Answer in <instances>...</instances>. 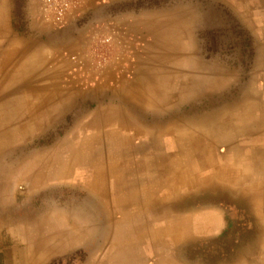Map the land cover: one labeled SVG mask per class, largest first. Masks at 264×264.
<instances>
[{"label": "rangeland", "instance_id": "rangeland-1", "mask_svg": "<svg viewBox=\"0 0 264 264\" xmlns=\"http://www.w3.org/2000/svg\"><path fill=\"white\" fill-rule=\"evenodd\" d=\"M67 1L58 22L40 0H0V88L7 90H0V193L7 172L19 180L18 199L8 210L0 207V219L13 225L24 218L26 232L37 230L43 242L56 226H65L66 215L89 218L82 247L43 254L38 264H218L222 249L232 258L255 245L251 204L235 189L222 193V201L230 198L242 211L234 224L237 217L227 215L229 245L219 249L220 239L209 238L196 243L197 256L188 250L184 259L180 218H174L180 217L181 191L203 183L193 180L194 171L203 178L218 160L228 161L217 153L240 137L247 101L250 117L264 114L254 111L264 100L255 91L264 83L256 77L264 68V46L251 33L241 40L242 32L229 28L235 18L224 0ZM115 59L122 75L99 79ZM162 65L175 72L146 79L150 68L156 76ZM146 81L152 83L151 108L134 95ZM20 92L23 110L5 99ZM97 173L116 193L150 181L151 231L148 222H113L109 208L100 207L106 196L91 181ZM250 213L254 229L241 223ZM126 224L134 235L120 239ZM168 229L171 237H165ZM13 242L0 239L9 252L0 254V264L22 257L11 254ZM201 244L209 253H200ZM23 257L28 264L32 255Z\"/></svg>", "mask_w": 264, "mask_h": 264}, {"label": "crops", "instance_id": "crops-1", "mask_svg": "<svg viewBox=\"0 0 264 264\" xmlns=\"http://www.w3.org/2000/svg\"><path fill=\"white\" fill-rule=\"evenodd\" d=\"M225 6L228 8V12L234 16L235 20H230L228 24L229 28L234 30L236 33L242 32L241 40L245 37L244 32H249L252 34L254 39L258 41L259 45L264 46V0H224ZM262 42V43H261ZM256 43V42H255ZM264 59V56H263ZM119 61L109 60L103 67V70L98 78H103L104 81H109L112 78L121 76L122 72L118 71ZM163 64V63H162ZM168 67L162 65L159 75H152V68L149 69V74L146 79L153 78H163L167 79L170 73L175 72V70H168ZM259 69V68H258ZM261 69V68H260ZM259 69V70H260ZM258 70L256 77L264 79V68L261 71ZM152 84V83H151ZM151 84L146 81L143 87L139 88L135 100L139 103L148 105L152 107L153 103V92ZM5 89V88H4ZM0 88L1 91H7ZM9 89V88H7ZM258 95H264V83L259 87L255 88ZM20 95V96H19ZM9 94L5 99L7 104L15 103L20 109H24L25 98L24 93H17L16 96H11ZM3 98V100H5ZM2 100V101H3ZM255 112L264 111V100L263 102H257ZM264 113V112H263ZM264 114L259 113L255 116L250 117L248 101L246 103V108L244 109V116L242 115L241 122V133L235 141L223 149L224 157H227L228 161L224 162V165L218 160L215 166L209 168L208 173L203 174L201 178V173L194 171L193 180L203 179V183L194 185L192 187L185 188L181 191L182 195L188 194L190 192H196L198 190L204 189L208 191V199L214 197V192L210 191L211 187L215 188L217 183H224L225 186L230 189H235L240 195L245 197V201L251 204L253 216L255 217L257 231L255 237L252 239H257L255 245L249 244L246 248H242L239 255L232 258L229 257V253L225 252L226 248L223 250L222 260L218 264H264ZM251 119V121H250ZM256 119V122H254ZM251 122V123H250ZM238 122L236 120L232 121V127L238 128ZM13 132V131H12ZM19 131H16V135ZM8 140V139H7ZM6 140V141H7ZM221 155V154H220ZM214 171V172H213ZM94 174L91 178L92 183L98 185L96 187L97 192L103 197L106 196L107 202L100 205V207L106 206L109 208V214H112L113 222L126 221L127 224L130 223H146L149 224V231H151L150 225L153 221V200H152V186L147 180H139L133 188H122L112 192L104 187L105 177ZM18 178V177H17ZM205 179V180H204ZM19 180L16 181L13 178V173L9 171L6 173L4 178V190L0 193L1 209L8 210L12 206L15 200L18 199V194L16 193V185ZM129 182V181H128ZM102 185L99 189V185ZM1 185V183H0ZM20 187V186H17ZM82 191L84 186H81ZM84 187V188H83ZM1 189V187H0ZM110 193H109V192ZM117 197H122L123 201L121 203L116 202ZM245 202V204H246ZM247 202V203H248ZM185 203V201H184ZM103 205V206H102ZM104 213V212H102ZM228 213L235 215L236 218H231L230 222L227 219ZM242 211L239 206L232 200L228 202V207H223L222 205H196L194 207L187 208L185 204L180 210V244L182 243L184 259L189 258L187 254L188 250L192 251L193 256H197L198 250H196V243L202 242L203 240L209 238L220 239L216 241L214 247L220 246L222 243L229 245L233 239V231L231 232L230 223L234 224L236 220L241 218ZM165 216L168 217V213L165 212ZM241 223L243 227H252V223L249 219H253L251 213L247 215ZM61 219V218H60ZM65 226L59 224L55 227L54 233L49 235V237H44L42 242V237L37 230H30L26 232L24 218L16 220V223L10 225L0 219V239H13L12 243L17 249L12 251V255L22 256L20 259H16L17 264H24L25 255H32V258L28 260V264H38L39 256L43 254L60 255L66 254L73 250L74 248L82 247V239L88 237L89 231V218L81 213H75L72 215H66L63 217ZM251 219V220H252ZM159 221H166L163 217L158 218ZM249 220V221H248ZM58 222V221H57ZM230 222V223H228ZM123 230L124 233H120L118 237L121 238H132L134 235V229L127 226ZM228 227V228H227ZM253 228V227H252ZM251 228V229H252ZM254 229V228H253ZM174 234L173 231L166 233L165 237H171ZM226 237V240L223 238ZM224 239V240H223ZM27 241V242H25ZM224 241V242H222ZM192 242V245H188ZM188 246H191L188 248ZM228 247L229 252H231L232 247ZM27 248V250H26ZM42 248L44 250H42ZM104 249V248H103ZM102 249V250H103ZM200 253H209L210 248L206 244H201L199 248ZM216 249V248H215ZM26 250V252L24 251ZM240 250V248H239ZM0 254L9 255V252H4L2 247H0ZM36 259H35V257ZM4 264H7V259L4 258ZM182 264H197L189 263V261H184ZM204 264V263H203Z\"/></svg>", "mask_w": 264, "mask_h": 264}, {"label": "water", "instance_id": "water-1", "mask_svg": "<svg viewBox=\"0 0 264 264\" xmlns=\"http://www.w3.org/2000/svg\"><path fill=\"white\" fill-rule=\"evenodd\" d=\"M216 187V186H215ZM211 190V189H210ZM218 190V192H217ZM216 190V188H214L213 192H214V196H215V199L213 202L209 201L207 195H208V191L207 190H204V189H201V190H198L196 191L195 193L194 192H190L188 194H185V195H182L181 196V199H180V210L183 208V205L185 204V206L187 208H193L194 207V203H196V205H222L223 207H228V204H227V201H222V193H230L231 192V189L228 188V187H219L218 189ZM185 201V203H184ZM231 199L229 198L228 199V202H230Z\"/></svg>", "mask_w": 264, "mask_h": 264}, {"label": "built area", "instance_id": "built-area-1", "mask_svg": "<svg viewBox=\"0 0 264 264\" xmlns=\"http://www.w3.org/2000/svg\"><path fill=\"white\" fill-rule=\"evenodd\" d=\"M43 10L53 15L58 22L61 21L65 10L68 7L67 0H40Z\"/></svg>", "mask_w": 264, "mask_h": 264}, {"label": "bare ground", "instance_id": "bare-ground-1", "mask_svg": "<svg viewBox=\"0 0 264 264\" xmlns=\"http://www.w3.org/2000/svg\"><path fill=\"white\" fill-rule=\"evenodd\" d=\"M69 5V4H68ZM48 17V16H47Z\"/></svg>", "mask_w": 264, "mask_h": 264}]
</instances>
